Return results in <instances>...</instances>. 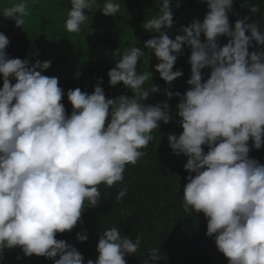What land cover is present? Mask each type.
<instances>
[{
    "label": "clouds",
    "instance_id": "1",
    "mask_svg": "<svg viewBox=\"0 0 264 264\" xmlns=\"http://www.w3.org/2000/svg\"><path fill=\"white\" fill-rule=\"evenodd\" d=\"M170 3L159 0L158 13L143 22L147 32L158 34L144 41L147 53L134 45L113 52L118 59L107 72L108 84L122 83L130 96L106 98L101 78L90 94L79 87L65 93L57 77L42 74L50 60L8 56L9 39L0 32V253L18 247L26 257L43 256L53 264H84L77 248L57 234L82 222L84 210L101 203L99 186L122 182L126 165H135L156 139L153 132L173 119L167 101L143 103L162 92L179 98L175 123L182 131L167 141L174 155L187 158L183 211L203 213L205 235L214 236L227 264H264V164L249 157L264 145V29L256 20L246 22L260 7L245 0L241 7H248L249 16L230 25L233 0H206L203 19L182 25L170 38L176 23ZM28 4L17 0L2 15L23 27ZM121 7L120 0H103L102 7L97 0H70L64 29L79 33L93 10L115 16ZM220 36L228 38L222 46ZM253 41L259 48L249 51ZM184 46L190 48V87L183 94L152 84L149 70L137 71L141 58L148 62L154 55V70L171 85L183 75L173 68ZM65 95L70 114L61 102ZM126 195L127 188H120L116 202ZM75 238L86 241V230ZM140 244L139 236L133 240L109 227L98 236L95 261L86 264H126V254L137 253ZM158 259L154 247L142 264Z\"/></svg>",
    "mask_w": 264,
    "mask_h": 264
},
{
    "label": "trees",
    "instance_id": "2",
    "mask_svg": "<svg viewBox=\"0 0 264 264\" xmlns=\"http://www.w3.org/2000/svg\"><path fill=\"white\" fill-rule=\"evenodd\" d=\"M15 2L17 0H0V32L9 39L6 49L8 56L27 59L30 63L50 60V67L42 74L57 77L65 93L79 87L90 94L98 78H101L100 86L106 98L132 94L122 83L110 86L107 72L115 66L118 57H114L113 52L118 48L134 45L148 52L144 41L158 34L147 32L142 25L146 19L158 13L159 0H120L121 11L115 16H105L95 9L90 14L89 24L82 25L79 33H68L64 29L70 0H29L31 10L23 27L15 26L13 20L2 15L3 8ZM97 2L102 7L103 0ZM244 3L245 0H233L229 13L230 25L237 19L249 16L248 7H241ZM247 3L258 4L260 11L246 22L256 20L264 29V0H247ZM170 7L176 22L167 33L170 38L179 34L182 25L186 26L194 19L202 20L208 11L206 0H171ZM227 39L220 36L218 43L222 46ZM257 48L259 46L253 41L249 51ZM189 55L190 48L184 46L173 68L182 70L183 75L171 85H166L154 70V65L159 62L154 55L149 54L148 62L141 58L137 71L149 70L152 84L183 94L190 87L186 83L190 78ZM202 73L206 79L210 69H203ZM161 101L169 103L173 119L168 124L161 123L159 129L153 132L156 139L142 149L145 155L135 165H126L122 182L110 188L103 184L99 186L101 203L94 208H86L81 216L82 222H78L71 232L57 234V239H64L77 248L84 258V264L88 259L95 261L99 234L115 225L131 239L135 240L137 236L141 239L138 252L126 254V264H142V260L147 258L148 249L154 247H158L160 252V259L155 264H227L226 257L215 246L214 236L205 235L207 220L203 213L189 215L183 211L182 192L187 183L185 177L189 175L183 165L187 158L183 154L174 155L167 141L169 134L179 135L182 131L175 123L179 119L175 115L179 98L173 96L169 99L158 92L150 94L143 103ZM61 102L66 114H70L72 107L66 95ZM203 147L207 151V146ZM249 157L264 164V145L259 150L251 149ZM124 187L127 188V195L118 203L115 196ZM82 230H86L88 239L80 242L75 236ZM8 250L21 254L25 264H53V260L43 256L26 257L18 247ZM8 264H12V261Z\"/></svg>",
    "mask_w": 264,
    "mask_h": 264
},
{
    "label": "rangeland",
    "instance_id": "3",
    "mask_svg": "<svg viewBox=\"0 0 264 264\" xmlns=\"http://www.w3.org/2000/svg\"><path fill=\"white\" fill-rule=\"evenodd\" d=\"M29 9L31 10L30 7ZM11 261L12 264H25V261L23 260L21 254H18V252L14 253L8 249H4L3 252L0 253V264H8V262Z\"/></svg>",
    "mask_w": 264,
    "mask_h": 264
},
{
    "label": "built area",
    "instance_id": "4",
    "mask_svg": "<svg viewBox=\"0 0 264 264\" xmlns=\"http://www.w3.org/2000/svg\"><path fill=\"white\" fill-rule=\"evenodd\" d=\"M11 58V57H10Z\"/></svg>",
    "mask_w": 264,
    "mask_h": 264
}]
</instances>
